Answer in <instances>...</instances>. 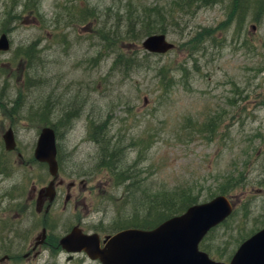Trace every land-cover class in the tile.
<instances>
[{
    "label": "rangeland",
    "instance_id": "rangeland-1",
    "mask_svg": "<svg viewBox=\"0 0 264 264\" xmlns=\"http://www.w3.org/2000/svg\"><path fill=\"white\" fill-rule=\"evenodd\" d=\"M216 2L182 7L164 27L177 49L147 58L146 37L137 39L142 28L130 18L142 14L152 34L162 32V16L149 8L165 15L166 0H0V36L11 42L0 54V258L13 257L1 264H99L68 261L54 248L24 258L46 222L36 198L52 177L34 157L46 126L58 133L61 179L90 190L83 207L64 210L63 196L51 210L49 239L58 246L75 227L106 235L118 223L143 221L138 203L177 193L202 204L227 192L235 214L208 245L228 247L230 258L264 228V0ZM120 54L143 63L113 70ZM73 110L78 117L60 123ZM91 121L106 128L107 143L123 147L119 167L130 169L137 196L123 194L121 173L98 169L102 145ZM9 129L18 145L10 153ZM31 200V209H14Z\"/></svg>",
    "mask_w": 264,
    "mask_h": 264
},
{
    "label": "water",
    "instance_id": "water-1",
    "mask_svg": "<svg viewBox=\"0 0 264 264\" xmlns=\"http://www.w3.org/2000/svg\"><path fill=\"white\" fill-rule=\"evenodd\" d=\"M166 35L147 37L143 48L149 53L164 54L174 49ZM6 34L0 38V52L9 51ZM6 148H17L15 134L9 129L4 135ZM35 159L49 166L51 175L58 176L56 133L54 128H43L35 149ZM233 212L225 196L209 203L196 205L181 216L174 217L151 231L127 229L109 236L101 248L97 234L84 235L75 228L62 240L69 252L85 251L93 260L102 264H224L212 260L199 248L209 231L223 223ZM230 264H264V229L245 241Z\"/></svg>",
    "mask_w": 264,
    "mask_h": 264
},
{
    "label": "trees",
    "instance_id": "trees-1",
    "mask_svg": "<svg viewBox=\"0 0 264 264\" xmlns=\"http://www.w3.org/2000/svg\"><path fill=\"white\" fill-rule=\"evenodd\" d=\"M166 1H168V5H166L168 7V10H165V15H163L164 10L158 8L159 7L158 5L155 8H149L150 9L149 15L156 14L157 17L162 16V20H164L163 25L158 31H162L163 33L165 32V28H164L165 22L168 20H175L177 13L181 10L182 7L187 6V5L188 7H192L195 4H200L204 7L205 6L211 7L212 5L217 3L216 2L217 0H166ZM131 3L132 2H130V4ZM131 19L132 17L130 18V26L132 28L133 27L139 28V29L142 28L138 34V37H137L138 40L140 38L147 37L154 32V30L152 29H155V28L151 27L150 18L146 17V21H144L142 19V14H139L138 17L135 18L132 22H131ZM143 24H146L145 28L143 27ZM134 33L135 31L130 33V35H134ZM33 56L34 54H30V55H27L26 57L28 59H31V57ZM145 57L151 58L153 57V55L145 54ZM140 63H143V62H141L138 58H131V57H127V56L120 54L115 58L112 69L117 70V68H120V67H131V68L140 67L141 66ZM17 102L19 101H16L15 104H17ZM46 110L48 112L50 111L48 107H46ZM76 113H78V111L73 110L71 113L64 114L62 116L63 118L60 123L64 125L71 124V122L74 120L75 115H76L75 118L78 117V114ZM42 115L44 114L42 113ZM98 123L99 122L91 121V125H92L91 134L93 135V140L98 144V146L102 145L101 152H103V157L101 158V162L98 164V167H99L98 169H106V170L114 171V172L118 171L117 172L118 178H119V174L121 173L122 183L125 184V187H124L125 189H124L123 194H125L128 199H129V196H132L133 198L135 193L139 192L140 188L135 189L138 186H136L135 183L132 181V176L129 174L130 169L128 168L120 169L119 167V165L122 163L123 147L115 146L116 142L114 144L110 142L107 143L104 140V137H106L105 134H107V130L106 128L98 129L96 126ZM99 127H101V125ZM222 194H227V192H222ZM121 201H123L125 205V201L124 200H121ZM196 203H198V199L192 198L191 194H184V195H181L178 193L170 194L161 199L158 197H155L153 202L152 200L148 199L145 202L138 203V205H136L138 207V210H143L145 212V215H146L145 220L140 221L136 217L135 221L130 220V222L127 224L121 225L118 223L117 224L118 227H116V229L120 230V229H124L128 227L152 229L156 227L158 224L165 221L166 219H169L175 215H180L184 213L188 207ZM227 222L223 224V226H226ZM123 226H127V227H123ZM216 231L217 229L213 230L210 235H214ZM209 237L203 242L202 247L206 251L213 253V255L216 256L217 259L219 260H229L230 259V256L228 253L229 248L225 247L223 250H221L220 248H218L216 251L212 250L211 246L208 245Z\"/></svg>",
    "mask_w": 264,
    "mask_h": 264
},
{
    "label": "flooded vegetation",
    "instance_id": "flooded-vegetation-1",
    "mask_svg": "<svg viewBox=\"0 0 264 264\" xmlns=\"http://www.w3.org/2000/svg\"><path fill=\"white\" fill-rule=\"evenodd\" d=\"M21 156V155H20ZM60 165V174L59 177L57 179H52L49 182V186L50 189H42L36 198L37 201V205L38 206V212L43 213L46 217V222H43L41 224V226L43 227L42 230V235L40 237H38L36 239V243L33 245L32 243L29 244V247H27L28 252L27 254L24 256L25 259L27 260H31L32 258L38 257L43 250H52L53 248L59 252V254L65 255L68 257V261H72L74 259H90L86 253L84 252H80V253H68L66 250H64L61 245V239H63L64 237H66L67 235L70 234V232L73 230H70L69 232L65 233V235L59 240V246L57 245L56 241H53L51 238L49 239V235H50V222L49 224L47 223V219L50 218V212L53 208L59 207L61 205V199H63V209L67 210L69 205H72L73 203H75L76 208H78L79 206H82L85 204L86 205V199H87V194L90 191L89 190V184L88 182L86 183L85 181H80L79 183L77 181H72L70 183H66L65 180L61 179V164L59 162ZM36 192V189L34 190ZM80 195L82 198L81 200H83L82 205H80L78 198ZM22 197V196H20ZM36 195L34 194L33 198H35ZM61 198V199H60ZM77 199V200H76ZM25 201H20L17 204H14V209H18L22 212H24L26 209H31L33 207V205H35V203H32V200L30 201V206H23L22 205ZM13 208V207H12ZM79 229H81V232L83 233H88L84 228H81V226L78 227ZM6 260L4 261H0V264L3 262H7L13 259V257L11 256H6ZM1 259V258H0ZM91 262L94 263H99L97 261H93L91 260ZM100 264V263H99Z\"/></svg>",
    "mask_w": 264,
    "mask_h": 264
}]
</instances>
